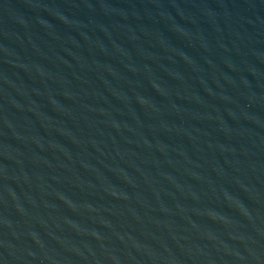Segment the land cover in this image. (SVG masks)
I'll use <instances>...</instances> for the list:
<instances>
[{
    "label": "water",
    "instance_id": "obj_1",
    "mask_svg": "<svg viewBox=\"0 0 264 264\" xmlns=\"http://www.w3.org/2000/svg\"><path fill=\"white\" fill-rule=\"evenodd\" d=\"M0 264H264V0H0Z\"/></svg>",
    "mask_w": 264,
    "mask_h": 264
}]
</instances>
